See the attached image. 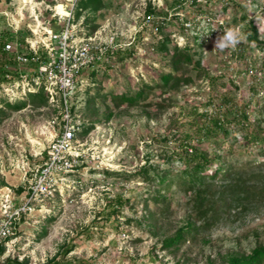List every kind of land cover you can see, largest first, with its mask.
<instances>
[{"label": "rangeland", "instance_id": "1", "mask_svg": "<svg viewBox=\"0 0 264 264\" xmlns=\"http://www.w3.org/2000/svg\"><path fill=\"white\" fill-rule=\"evenodd\" d=\"M61 1L0 0V36L10 31L20 43L41 41L52 18L50 10ZM103 2L98 11L78 3L73 22L81 33L94 36L102 32L103 37L119 33L123 44L132 40L137 18L141 22L149 10L162 17L166 14L167 19L155 20L120 56H110L85 73L82 90L72 101L73 116L81 123L78 140L84 161L67 179L61 195L21 222L0 264H226L233 250L249 254L258 242H264L263 200L244 215L225 216L178 248L161 250L162 239L187 222L191 194L173 185L168 194L170 210L152 218L150 213L158 211L150 200L155 186L146 182L144 168L167 170L169 180L174 181L183 166L166 159L176 137L188 130L189 111L197 108L200 113H211L214 107L209 101L218 103L222 95L232 96L241 107L250 102L248 113L257 123V110H264V54L249 46L245 25L254 20L259 30L257 18H264V0H213L197 5L192 0ZM183 21L190 22L198 35L189 36L181 28ZM161 22L171 40L170 50L163 54L156 51L159 37H164L158 28ZM234 25H242L243 42L214 50L216 36ZM193 37L200 39L195 42ZM186 45L196 56L192 64L181 65L177 75L191 82L163 86L160 75L173 71V47ZM196 62L218 78L214 87L199 76ZM13 68L8 65L7 69ZM22 70L32 73L28 67ZM15 80L0 82V211L6 195L20 196L28 186L30 177H25V171L38 163L40 153L56 138L62 118L57 102L47 97L44 105L32 101L30 95L39 92L8 95ZM256 82L261 93L252 101L250 86ZM139 92L141 97L133 103L122 102V97L132 99ZM231 128L225 147L234 144L236 152L230 158L234 167L248 170L246 163L264 162V150L241 148L243 132ZM202 148L212 152L214 146L205 143ZM107 171L120 174L108 175ZM119 195L129 203L108 219V202Z\"/></svg>", "mask_w": 264, "mask_h": 264}, {"label": "trees", "instance_id": "2", "mask_svg": "<svg viewBox=\"0 0 264 264\" xmlns=\"http://www.w3.org/2000/svg\"><path fill=\"white\" fill-rule=\"evenodd\" d=\"M194 5L199 4L197 0H192ZM213 1V0H207ZM103 0H82L81 8H93L94 11L101 9ZM147 14H157L152 9ZM244 19V18H243ZM187 22V21H186ZM159 30L164 36L162 41L157 44L156 51L163 54L171 48V40L168 33L164 32L163 26L159 25ZM184 29V26L181 27ZM4 31L0 36V54L4 59L0 61V82H8V76L17 77L13 70L17 65L13 62L10 54L4 51L6 43L15 41L16 35ZM21 33H19L20 35ZM22 36V34H21ZM245 36L249 46L259 48L264 54V40H260L259 30L254 20L245 25ZM198 42L199 37H193ZM174 53L172 59V72L160 75V82L163 86L170 88L187 85L191 82L190 78H183L177 75L178 68L181 65H190L196 56V53L186 45L183 49L173 47ZM120 52L114 54L120 56ZM113 56V55H110ZM8 65L14 66L13 69H7ZM255 65L252 66L254 68ZM195 70H200V77L210 81L214 87L218 78L212 76L208 71L202 70L199 64H194ZM261 70L264 72V61L261 64ZM172 83V84H171ZM264 88V83L263 86ZM261 87L257 82L250 86V92L253 99L258 100L261 93ZM141 92L137 93L132 99L126 96L122 97V102H131L141 97ZM32 101L46 104L47 98L43 91L31 94ZM210 100L208 105L214 107V110L199 112L197 108L189 111L188 130L178 135L174 149L167 155V162H178L182 164L183 169L175 173L174 181H170L171 173L153 166L144 168L145 180L148 184L155 186L154 194L151 197L157 212L150 213L152 218L157 214L165 215L170 210V201L168 194L172 191L173 185H176L185 193L191 194L189 204L191 214L185 225L179 226L172 235L164 237L161 241V250L170 251L178 248L189 237L195 238L200 232L206 231L211 224L221 222L225 216H240L248 213L252 206L258 202L264 201V162L257 165L246 163L248 170L236 169L230 158L235 151L234 144H228V138L232 134V128H238L243 132V143L241 148L248 149L257 147L260 152L264 150V110H257V123L251 121L248 109L250 102L241 107L232 96L222 95L220 102L213 103ZM17 106L16 108H20ZM256 107L255 109H257ZM166 144L172 141L164 139ZM173 142V143H174ZM207 143L213 145L212 152L204 150L202 146ZM243 151V150H242ZM240 150L239 152L242 153ZM231 162V163H230ZM108 175H119L120 173L105 172ZM129 201L123 199L121 195L108 202V212L106 217L111 219L117 216L124 204ZM131 219L127 220L130 224ZM258 242V240H257ZM4 252L1 250L0 255ZM226 264H264V242H258L249 254L231 251L226 258Z\"/></svg>", "mask_w": 264, "mask_h": 264}, {"label": "built area", "instance_id": "3", "mask_svg": "<svg viewBox=\"0 0 264 264\" xmlns=\"http://www.w3.org/2000/svg\"><path fill=\"white\" fill-rule=\"evenodd\" d=\"M79 2L80 0H62L53 5L50 10L52 18L44 28L41 41L26 39L20 43L15 39L4 46V51L11 55L17 65L13 70L18 75L15 77L17 80L9 87L8 95L43 91L51 103H58L62 118L56 138L40 153L38 163L25 171V177L30 178H27L28 186L23 193L20 196L14 193L6 195L0 211V252L3 248H8L9 241L22 221L40 212L39 209L44 208L45 202L61 195L67 179L78 171V166L84 161V151L78 140L81 123L73 116L72 101L82 90L85 73L107 60L110 55L124 51V47H131L136 42L137 35L143 34L145 28L152 26L155 20L167 19L166 14L162 17L145 13L141 22L139 17L136 20L132 40L121 44L119 41L123 36L119 33L106 37H103L102 32L94 36L81 33L73 22V14ZM58 6H63L66 15L57 11ZM163 23L159 25H164ZM183 26L189 36L198 35L190 22L183 21ZM159 38L158 42L162 41ZM22 67L30 68L32 73L25 72ZM8 79V82L11 81L13 76H8ZM2 254L0 262L5 258V253Z\"/></svg>", "mask_w": 264, "mask_h": 264}, {"label": "clouds", "instance_id": "4", "mask_svg": "<svg viewBox=\"0 0 264 264\" xmlns=\"http://www.w3.org/2000/svg\"><path fill=\"white\" fill-rule=\"evenodd\" d=\"M57 11L61 15H66L63 12V6H58ZM259 32L261 37L264 38V18H257ZM242 25H234L218 34L213 40V49L214 50H224L228 47H235L239 43L243 42L245 39L244 34L241 31Z\"/></svg>", "mask_w": 264, "mask_h": 264}]
</instances>
